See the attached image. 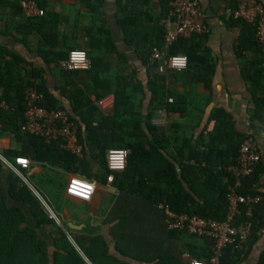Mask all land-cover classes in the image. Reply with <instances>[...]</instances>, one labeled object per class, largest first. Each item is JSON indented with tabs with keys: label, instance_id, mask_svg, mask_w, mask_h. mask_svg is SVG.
<instances>
[{
	"label": "trees",
	"instance_id": "16d2710c",
	"mask_svg": "<svg viewBox=\"0 0 264 264\" xmlns=\"http://www.w3.org/2000/svg\"><path fill=\"white\" fill-rule=\"evenodd\" d=\"M33 1L46 12V0ZM258 1L264 5L262 0ZM20 2L21 0H0V7L9 8L14 16L22 17L23 22L18 23L16 31L22 34L21 39L25 43L30 34L41 33L48 19L47 14L38 18H24ZM165 4L166 11L161 19L167 12L166 1ZM230 21L241 29L236 44L238 55L242 57L249 48L259 51V58L253 63L255 69L250 77L254 89L263 94V97L255 98L256 105L260 107L264 104V84L260 82V75L264 69L259 65L261 46L256 36V27L242 20ZM119 24L125 41L133 45L141 63L147 67V75L148 71L153 69L149 67L150 49L154 45L163 44V29L160 26L156 41L146 40L138 45L136 40L139 34L136 30L139 22L125 17ZM202 37L204 36L195 35L190 39H179L169 51V55H186L188 67L200 71L199 79L205 81L208 87V79L205 77L207 72L204 73L201 68L206 61L204 55H201ZM90 41L93 48L97 47L103 53L115 54L118 62L126 61L109 38L93 37ZM69 50V48L54 49L50 52L44 50L39 51V56L47 68L54 64L63 72L74 73L78 70H66L60 64V61L67 58ZM9 57H13L14 60L6 59ZM20 63V58L15 60L14 55L0 47V101L7 105V109L0 108L1 131L13 133L16 139L22 141V150L8 149L3 150L2 154L10 160L18 155H24L39 163L58 165L68 173L101 184L107 183L108 177L113 176L112 184L117 195L103 221V225L108 226L109 240L107 241L104 235L97 234L94 230L96 228L89 229L83 240L73 237L77 250L25 183H21L20 186L16 183L11 184L10 197L31 206V214L36 224L51 227L57 234L51 242L39 238L35 228L27 225L26 213L16 206L10 208L7 203L8 197L0 193V264H184L185 250L180 247L182 232L167 229L163 212L158 205L166 204L180 214L198 215L205 219H225L228 187L232 178L219 167L236 159L240 144L246 138L245 135H239L238 141L234 140L231 116L226 109L218 107L213 110L211 119L215 120L219 128L209 132L204 149L194 150L189 140L179 136L177 131L167 133L153 123L152 118L157 110H165L168 114L175 113L182 109L185 101L176 95L174 101L169 102L171 94L166 87L165 77L164 85H160L158 76L149 79L151 98L144 108L142 99L136 101L133 98L131 92L133 82L130 76L127 75L112 88V84L105 77V73L111 69V63L105 62L101 55L92 57L88 72L91 73L93 93L97 99L112 93L114 99L111 113L108 115L100 113L101 120L95 122L87 118L90 112L83 110L85 104L79 102L80 98L78 101L75 92L69 96L72 109L65 108L53 97L44 80L45 67L34 66L26 61V64H30L27 69ZM27 85H35L44 93L43 104L46 107L68 110L71 120L78 124L77 137L79 143L84 146L83 158L64 152L57 143H46L42 137L20 130V123L26 110L23 90ZM137 86L140 84L137 83ZM95 88L101 89V93ZM77 114L81 123L75 117ZM87 148L95 153L91 157L98 161L102 175L89 172L91 160ZM112 148L131 151L127 168L122 173L113 172L108 168L107 153ZM191 160L196 161L199 167L197 172L194 171ZM263 173L262 158L254 174L244 180L241 193L244 195L260 193L256 185ZM222 179H225V183ZM261 230H264V204L256 206L254 210L253 231L248 244L241 251L228 248L221 259V264H239L238 258L245 249L260 240ZM208 244L207 242L201 250L192 249L195 260L209 261L211 252ZM257 264H264V251Z\"/></svg>",
	"mask_w": 264,
	"mask_h": 264
},
{
	"label": "crops",
	"instance_id": "0c3cea01",
	"mask_svg": "<svg viewBox=\"0 0 264 264\" xmlns=\"http://www.w3.org/2000/svg\"><path fill=\"white\" fill-rule=\"evenodd\" d=\"M47 25L40 32L30 34L26 42H22V34L16 31L19 22H23L20 15L14 16L12 11L0 7V47L15 56V60L21 59V65L29 69L30 62L34 66L45 67L43 73L47 88L65 108L72 109L69 96L74 92L77 99L84 103L83 110L90 112L87 118L95 122L101 120L102 111L96 106L97 100H106L112 111L114 99L112 94H107L97 99L93 93V83L90 68L92 57L101 55L105 62L116 63L117 56L109 52H101L97 47L91 46L94 37L109 38L126 61L140 59L133 45L125 41V36L119 21L125 17L139 22L136 30L139 34L136 42L156 41L159 32V22L166 11L165 1L160 0H46ZM206 13V20L210 32L200 39L202 43L201 55L206 61L202 69L207 74L209 86L205 81H200V71L188 67L182 72H167L165 84L168 92L174 96L184 98L182 109L168 114L164 110V131L167 133L177 131L181 137L189 140L191 148L204 149L208 141L209 132L219 128L214 119H211L215 108L223 107L231 116V132L234 140L238 141L239 135L257 141L260 146L264 162V104L256 105L255 98L263 97L262 92L254 89L251 73L254 72L253 63L259 58V51L249 48L243 56L237 53L236 44L241 34L238 25H234L225 15L229 0H197ZM264 2V0H262ZM92 37V38H91ZM152 44V43H151ZM43 47V48H40ZM81 48L88 53L89 68L73 72H63L60 67L51 64L49 68L42 62L39 51L50 52L54 49ZM42 49V50H41ZM6 59L14 60L13 57ZM66 73V74H65ZM260 82L264 84V71L261 72ZM98 93L101 89L95 88ZM78 91V92H77ZM72 114V113H71ZM78 122L79 114L75 115ZM245 138V139H246ZM22 150V141L15 138L13 133H3L0 124V152L3 150ZM88 149L91 164L89 172L102 175L98 161L91 156L95 153ZM29 160L28 169L22 171L27 179L23 182L16 174L6 168H0V193L7 198L10 208L19 207L27 216V225L35 228L39 238H45L49 242L56 236L57 231L51 227L36 224L31 214V206L10 197L11 184L20 186L25 183L27 188L37 198L42 206L55 205L54 211L60 212L61 219H57V225L61 222L63 232L70 236L79 235L80 240L88 235V231L95 230L97 234L107 236L108 226L103 225L115 198L117 191L112 182L98 183L97 190L89 202H82L67 197L65 190L72 173H68L58 165L39 163L28 156L18 155ZM190 163L194 171H198L195 160ZM203 164V163H202ZM17 178V179H16ZM60 185L62 197L67 208L62 209L61 203L55 199L53 183ZM225 183V179H222ZM258 190L264 189V173L256 185ZM55 195V197L52 195ZM57 193V192H56ZM59 194V193H57ZM69 205V206H68ZM45 209V207H44ZM73 225V226H72ZM77 226V227H74ZM91 227V228H89ZM68 228V230H67ZM70 230V231H69ZM72 231V232H71ZM75 233V234H73ZM260 240L247 247L238 258L239 264H257L264 251V230L260 231ZM180 247L193 256L192 249L201 250L207 242L195 239L182 233ZM210 245V244H208ZM184 261V260H183ZM185 264V262H184Z\"/></svg>",
	"mask_w": 264,
	"mask_h": 264
},
{
	"label": "built area",
	"instance_id": "2783aa9c",
	"mask_svg": "<svg viewBox=\"0 0 264 264\" xmlns=\"http://www.w3.org/2000/svg\"><path fill=\"white\" fill-rule=\"evenodd\" d=\"M167 12L160 21L163 29L164 41L161 46L151 47L149 67L157 72H182L188 69V58L184 54L169 55V51L179 39H190L195 35L205 36L210 29L207 16L202 5L197 0H165ZM22 16L26 19L43 17L46 15L33 0H21ZM228 19L242 20L256 27V36L261 46L260 67L264 69V5L258 0H229L225 10ZM80 53L85 54L83 60ZM174 57H186L183 68L173 66ZM66 70H85L89 68L87 52L81 48H73L68 52L66 59L60 61ZM26 102L23 121L20 130L32 135L40 136L46 143H57L64 152L78 158L84 157V146L78 141V124L71 120L70 113L64 108H49L43 102L44 93L35 85H27L23 90ZM170 103L173 98L168 99ZM96 106L105 115L111 110L106 100H97ZM0 108L7 109V105L0 101ZM164 113V111H161ZM129 149L112 148L107 153L109 170L122 173L128 165ZM262 160L260 146L257 141L244 139L240 144L235 160L220 166L232 178L227 193V214L224 220L202 218L198 215L178 213L168 205L160 203L164 224L170 231L186 233L190 237L208 242L210 244L209 261L195 260L191 253L183 255L185 264H221V259L228 248L241 251L248 244L253 231L254 210L256 206L264 204V189L258 194L244 195L241 193L243 182L252 176ZM29 160L24 157H14L12 160L0 152V164L7 170L16 174L27 183L22 171L28 169ZM113 176L108 177L112 182ZM97 182L89 181L78 175H72L65 193L67 197L89 202L97 190ZM48 210L54 215L50 207ZM48 213V212H47ZM56 219V218H54Z\"/></svg>",
	"mask_w": 264,
	"mask_h": 264
},
{
	"label": "rangeland",
	"instance_id": "374dc122",
	"mask_svg": "<svg viewBox=\"0 0 264 264\" xmlns=\"http://www.w3.org/2000/svg\"><path fill=\"white\" fill-rule=\"evenodd\" d=\"M110 63H111L110 64L111 69L109 70L108 73H105V77H107L108 81L112 84V88H114L117 85L116 84L117 82H120L121 80L125 79L127 75L130 76L131 81L133 82V87L131 88L133 98H135L136 101H139L142 99L144 101V108L149 104V100L151 98V92L148 88L149 79H152L155 76H158L159 77L158 82L160 83V85H164V74H166L167 72L160 73L154 69H150L148 71L149 75L148 74L146 75L147 67L143 66L140 59H138L136 61H124V62H118V60H117L116 63H115V61H114V63H112V61H110ZM137 83H139L140 86H137ZM108 94H112V93H108ZM170 94H171V92H170ZM171 96H173V95L171 94ZM112 99H113V95H112ZM161 111H164V110H157L156 113H154L152 119H153V123L160 126L164 131V113H161ZM13 175L15 177H17L14 173L10 174V176H12V177H13ZM56 183L57 182L53 183L54 194H56V196L58 197L55 200L57 202L61 203L62 209L64 210L65 208H67L66 202H70V201L66 200L64 197L60 196L61 195L60 185L56 184ZM56 192L59 194H57ZM54 194L52 193V195L55 197ZM54 206L55 205H53V206L50 205V208L54 212V215H53L50 213L47 206L44 204L45 210L48 212L49 216L57 224V221H58L57 219H61V217H60V214H58L60 212L57 213L54 211ZM54 218H56V219H54ZM59 225L60 226H58V225L57 226L61 230L66 229V226H62L63 224H61V222L59 223ZM69 234H70V236H67L68 239L78 250L75 242L73 241V237H78L79 235H72L71 233H69ZM73 234H75V233H73Z\"/></svg>",
	"mask_w": 264,
	"mask_h": 264
},
{
	"label": "clouds",
	"instance_id": "9594fccd",
	"mask_svg": "<svg viewBox=\"0 0 264 264\" xmlns=\"http://www.w3.org/2000/svg\"><path fill=\"white\" fill-rule=\"evenodd\" d=\"M85 58L84 53H80V59L83 60ZM186 65V57H174L173 58V66L177 68H183Z\"/></svg>",
	"mask_w": 264,
	"mask_h": 264
},
{
	"label": "water",
	"instance_id": "95a60500",
	"mask_svg": "<svg viewBox=\"0 0 264 264\" xmlns=\"http://www.w3.org/2000/svg\"><path fill=\"white\" fill-rule=\"evenodd\" d=\"M73 226V225H72ZM74 227H77V226H74Z\"/></svg>",
	"mask_w": 264,
	"mask_h": 264
}]
</instances>
